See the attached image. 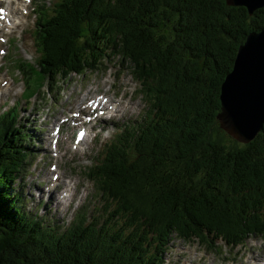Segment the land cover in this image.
<instances>
[{
    "label": "trees",
    "instance_id": "16d2710c",
    "mask_svg": "<svg viewBox=\"0 0 264 264\" xmlns=\"http://www.w3.org/2000/svg\"><path fill=\"white\" fill-rule=\"evenodd\" d=\"M36 6V66L17 67L36 88L27 83L23 98L114 56L139 80L148 110L117 130L87 173L104 200L102 223L82 210L64 229L30 214L14 190L39 128L25 129L17 102L0 113V264H161L171 237L231 248L264 238V122L247 144L209 135L222 131L221 83L246 36L264 28V6L251 15L225 0Z\"/></svg>",
    "mask_w": 264,
    "mask_h": 264
},
{
    "label": "rangeland",
    "instance_id": "374dc122",
    "mask_svg": "<svg viewBox=\"0 0 264 264\" xmlns=\"http://www.w3.org/2000/svg\"><path fill=\"white\" fill-rule=\"evenodd\" d=\"M39 1L34 0L27 6V1L21 0L26 3L19 7L17 15L12 13L16 3L11 1L9 5L12 10L11 19L14 23L18 22V25L11 33H8L9 28L4 27L0 33V113L17 102L21 123L25 129L31 130L36 126L39 128L38 131L33 130L34 140L27 138V145L30 149H34L33 155L29 157L31 165L27 173L21 174L14 190L21 191L30 214L50 219L60 229L70 226L82 210L86 213L87 221L97 218L101 224L104 200L100 197L95 182L87 173L95 159L104 151L105 146L114 139L117 130L125 124L137 126L148 107L138 93L139 86L129 68L126 65L121 67L120 60L115 57L106 61L104 66L87 71L84 76L73 73L67 79H59L51 86L50 83L45 82L44 86L38 89V94L29 100L23 98V93L28 89L27 83H30L31 89L36 88V83L34 76L27 81L25 73L21 72L22 68L17 69V61L20 63L28 61L36 66L39 53L36 51L32 35L36 21L33 5ZM52 1L54 0H48L50 7ZM23 6L26 7L25 10ZM101 93L113 98L116 103L117 100L124 104L129 103L130 110L121 113L112 112L113 114L105 113L112 114V120L107 121L101 115L94 119V122L87 124V127L76 125L71 121L67 124L62 121L66 116H74L78 108L85 106L88 98L94 100V97L97 98ZM86 97L87 99L84 100ZM58 127L60 136L56 144L57 148L52 150L55 147L52 145L53 138L49 134ZM78 128L87 129L88 136L76 148L74 136ZM209 135L210 138L227 144L238 142L217 128L211 130ZM54 164L57 167L54 168ZM50 168L55 171L49 170ZM55 172L59 173L58 179L68 182L72 179V182H76L73 200H64L56 207L52 204L48 205L46 195H40L39 191V189L51 188L56 179ZM74 183L69 187H74ZM58 189L61 193H65L62 186ZM212 246L211 242L171 237L163 248L161 264H263V237L252 236L234 249L224 245L222 241H217L215 247Z\"/></svg>",
    "mask_w": 264,
    "mask_h": 264
},
{
    "label": "water",
    "instance_id": "95a60500",
    "mask_svg": "<svg viewBox=\"0 0 264 264\" xmlns=\"http://www.w3.org/2000/svg\"><path fill=\"white\" fill-rule=\"evenodd\" d=\"M243 6L251 15L264 0H225ZM219 126L238 142L247 144L261 131L264 122V28L250 32L239 45L232 69L219 92Z\"/></svg>",
    "mask_w": 264,
    "mask_h": 264
},
{
    "label": "bare ground",
    "instance_id": "6f19581e",
    "mask_svg": "<svg viewBox=\"0 0 264 264\" xmlns=\"http://www.w3.org/2000/svg\"><path fill=\"white\" fill-rule=\"evenodd\" d=\"M11 4V0L8 2V6ZM13 7V6H12ZM15 8V7H14ZM13 8V9H14ZM9 12H11L10 10H8ZM18 12H19V6H17L13 11H12V13H14V14H18ZM12 16H14V15H12ZM7 20L9 21V17L7 18ZM18 23V22H17ZM17 23H14L13 25H12V31L17 27ZM125 93L126 92H124V95H125ZM104 97V96H103ZM127 97V96H126ZM87 99V97L84 99V100H86ZM123 99V96L121 97V100ZM84 100H83V102H84ZM91 100V98L90 99H88V101H90ZM96 100V99H95ZM100 102L101 103H103L104 104V98H101L100 99ZM109 105H111V106H114L115 107V109H113V111H115V112H119V113H121L122 111H124V110H127V111H129L130 110V106H129V103H127V104H124L122 101L120 102L119 100H117V103L116 102H114V101H110V103H109ZM105 107H107V106H105ZM91 108L93 109L92 111H93V114L92 113H89L85 108H82V110L84 111V112H86L87 113V115H89V116H94V114L96 115V116H98V110L95 108V107H93V106H91ZM80 113V112H79ZM123 114H124V112H123ZM62 121H65V123L67 124L68 123V121H71V122H73V123H76V125H81V126H85V125H87V124H89L90 123V119H88V120H85V121H83V122H81V120H80V117H79V115H75V117L74 116H71V118H69L68 116H66V118L65 119H63ZM55 126V125H54ZM50 136H52V132H50V134H49ZM63 176V175H62ZM62 179H56V181H54V183L52 184V186H51V188H49L48 190H40L39 189V191H40V195H46V197H47V202H48V205L49 204H52V206H57V205H60L61 203H63V201L65 200V201H67V200H70L71 201V199L73 200V196H74V194H75V191H76V182L74 183V182H72V179L70 180V182H68V181H64V180H62ZM72 183H74V187H69L70 185L72 186ZM59 186H62V189H63V192L65 191V193H61L60 191H59ZM65 203V202H64ZM70 204V203H69ZM68 204V205H69ZM43 218V217H42ZM45 220H50V219H46L45 218ZM48 223H50V221H47ZM50 225V224H49ZM54 227V226H53ZM264 260V259H263Z\"/></svg>",
    "mask_w": 264,
    "mask_h": 264
}]
</instances>
